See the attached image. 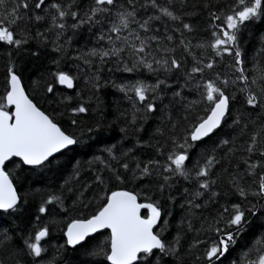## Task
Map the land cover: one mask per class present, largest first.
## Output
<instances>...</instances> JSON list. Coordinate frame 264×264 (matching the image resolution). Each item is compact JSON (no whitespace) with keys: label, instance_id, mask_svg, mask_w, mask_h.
I'll list each match as a JSON object with an SVG mask.
<instances>
[{"label":"snow or ice","instance_id":"snow-or-ice-1","mask_svg":"<svg viewBox=\"0 0 264 264\" xmlns=\"http://www.w3.org/2000/svg\"><path fill=\"white\" fill-rule=\"evenodd\" d=\"M0 67V264H264V0H0Z\"/></svg>","mask_w":264,"mask_h":264},{"label":"trees","instance_id":"trees-1","mask_svg":"<svg viewBox=\"0 0 264 264\" xmlns=\"http://www.w3.org/2000/svg\"><path fill=\"white\" fill-rule=\"evenodd\" d=\"M31 65H27L26 69L29 70V74H31ZM2 75H3V71H2V67H0V80H2ZM117 94L114 93L111 89H106L101 96V99L106 103V104H111L113 97L116 96ZM106 115V119H111L112 118V109L109 108ZM120 137V133L118 131V129H113L110 132H107L104 134V136L102 137L103 139L109 141V142H114L116 140H119ZM93 149H84V150H80V155L78 158L83 157L84 156V152H88L89 154L91 153V151H93ZM72 155V154H69Z\"/></svg>","mask_w":264,"mask_h":264}]
</instances>
